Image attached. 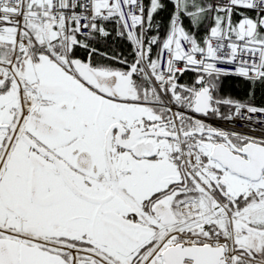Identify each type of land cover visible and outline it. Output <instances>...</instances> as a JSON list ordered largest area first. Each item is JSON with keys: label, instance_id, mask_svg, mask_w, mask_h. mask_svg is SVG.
Instances as JSON below:
<instances>
[{"label": "snow or ice", "instance_id": "6c2138e0", "mask_svg": "<svg viewBox=\"0 0 264 264\" xmlns=\"http://www.w3.org/2000/svg\"><path fill=\"white\" fill-rule=\"evenodd\" d=\"M258 92L264 0H0V264H264Z\"/></svg>", "mask_w": 264, "mask_h": 264}, {"label": "trees", "instance_id": "16d2710c", "mask_svg": "<svg viewBox=\"0 0 264 264\" xmlns=\"http://www.w3.org/2000/svg\"><path fill=\"white\" fill-rule=\"evenodd\" d=\"M147 2V0H146ZM166 13H162L161 17L158 19L166 18ZM109 28H112V25H109ZM99 47L101 50H107L110 54H118V55H128L130 52V46L127 40L123 38H119L113 36L108 40L101 41ZM187 79V77H186ZM246 88L242 81L235 77H225L222 82V94L226 96H231L233 98H246ZM255 103L257 105L264 104V96L258 92Z\"/></svg>", "mask_w": 264, "mask_h": 264}, {"label": "built area", "instance_id": "2783aa9c", "mask_svg": "<svg viewBox=\"0 0 264 264\" xmlns=\"http://www.w3.org/2000/svg\"><path fill=\"white\" fill-rule=\"evenodd\" d=\"M213 123H217L215 121H213ZM220 123V126H224V127H233L232 124H225L224 122H219ZM236 127H241V125H236ZM243 127L247 130L248 128H253L255 129L257 132H259V128L255 125V124H252V125H243Z\"/></svg>", "mask_w": 264, "mask_h": 264}]
</instances>
